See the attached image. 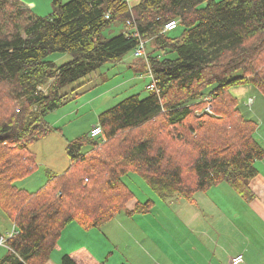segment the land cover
I'll list each match as a JSON object with an SVG mask.
<instances>
[{"label": "trees", "instance_id": "obj_1", "mask_svg": "<svg viewBox=\"0 0 264 264\" xmlns=\"http://www.w3.org/2000/svg\"><path fill=\"white\" fill-rule=\"evenodd\" d=\"M132 1L52 0L38 16L20 0H0V209L17 232L0 264H47L71 223L89 231L120 213H149L153 202L134 201L124 183L129 173L162 200L191 202L222 183L246 202L255 197L249 181L264 149L230 89L248 85L264 97V0ZM113 24L125 30L100 40ZM139 42L151 45L144 65L157 92L100 113L99 137L67 142L62 174L46 171L35 192L19 188L37 167L32 144L61 131L45 117L92 90L85 79ZM55 53L72 59L46 61ZM60 264L76 263L64 255Z\"/></svg>", "mask_w": 264, "mask_h": 264}, {"label": "rangeland", "instance_id": "obj_2", "mask_svg": "<svg viewBox=\"0 0 264 264\" xmlns=\"http://www.w3.org/2000/svg\"><path fill=\"white\" fill-rule=\"evenodd\" d=\"M139 1L133 0L130 6ZM214 1L219 2L221 0ZM124 30L125 28L120 25H110L101 32L100 40L118 35ZM182 30L183 28L179 26L175 31L168 33V36L176 37L180 35ZM150 48L151 45L146 42L145 54L149 52ZM71 59L69 54L55 53L49 55L46 61L60 66ZM144 60L145 57L143 59L135 58L134 50H132L124 55L120 61L106 63L97 73L95 72L96 74H92L85 79L90 82L92 79L94 81L93 84H96L92 87V91L78 98L75 96L69 97L67 102L54 112L49 113L45 117L48 125L63 131V133L54 131L48 135V137L59 136L55 140V145H53V147H57V150L52 151L49 149L50 141H41L45 137L39 140L41 142L33 144L31 151L35 155L37 167L31 175L23 179L22 183L16 182V185L29 192H35L42 188L48 180L46 171H53V174L60 175L70 166V159L65 150L68 141L86 135L97 122L100 113L110 109L124 99L133 95H137L139 98L145 97L148 92L145 87L150 83L151 76L147 72ZM242 87L246 91L244 96L238 97L237 105L245 118L253 119V122H255L252 108L247 106V101L249 98L255 100L257 96L264 97L252 86L245 85ZM230 90L237 92L239 89L231 88ZM247 90H251L250 94H247ZM99 94L101 95L89 101ZM262 140H264L263 136ZM123 181L133 192L134 200L140 202L151 200L153 207L148 215L135 214L130 217L120 213L113 218L111 224L117 228L114 231L116 235H109L111 238L107 235V239L104 238V241L102 239V244L106 245L104 247L101 246V248L107 250L110 245L112 249L106 255L112 251L114 256L112 255L111 259L121 258V260L118 263L109 262V264H125V258H127L128 253L123 250V245H129V251L134 254L145 253L134 248L132 245L135 244H138L139 248L141 247L149 253L159 252V249L151 250L147 248V245H153L152 242L156 240L166 245L165 252L167 254H178L179 257H183L182 255L184 254H190L195 256L199 263H201L202 257L204 260L206 259L207 264H220V258L224 260V264H228L227 259L235 253L241 254L246 260H248L249 255H252L254 257L249 261L254 262L255 254L259 255L258 249L255 248V225L252 220H246L251 210V202L244 201L233 189H230L231 187H226L230 194H216L208 191L197 192L191 201V205H189L186 200L177 196L166 200L160 199L145 185L142 177L136 173H129L123 178ZM224 184L226 183H222V186H226ZM250 187L255 189V184ZM220 201L222 202L219 203ZM252 207L255 209V202ZM255 213L257 214V212ZM169 220L173 223L172 226L168 225ZM136 221L139 225H145L148 222L156 224L150 228L145 225L146 229L144 231L147 234L151 233V235L141 241L139 239L143 236L136 234L141 232L140 229H127L132 222ZM124 222H128V225L119 224ZM12 228L10 220L0 209V233H4L1 235L11 232ZM106 230L102 229V232L106 233ZM170 238L176 242L177 240L183 241V243L177 247ZM184 242L189 245L193 244L194 248L183 245ZM114 245H117V248ZM0 249L5 250L4 248ZM241 264H245L244 259Z\"/></svg>", "mask_w": 264, "mask_h": 264}, {"label": "crops", "instance_id": "obj_3", "mask_svg": "<svg viewBox=\"0 0 264 264\" xmlns=\"http://www.w3.org/2000/svg\"><path fill=\"white\" fill-rule=\"evenodd\" d=\"M25 6H27L29 9H31L36 15L38 16H46L51 12V2L52 0H20ZM63 2H67L70 0H62ZM236 89H239L237 92H232V94L238 99L244 96L245 89L242 86L235 87ZM234 90V89H233ZM92 91V90H90ZM89 91V92H90ZM247 94H250L251 90H247ZM88 93V92H87ZM96 95L94 98L90 99L89 101L95 99L96 97L100 96ZM253 106V107H252ZM252 108V114L255 117V123H256V131H255V139L259 142V144L263 147L264 146V140H262V136L264 137V98L258 97L255 98L253 104L249 107ZM100 110V109H98ZM98 112V111H97ZM102 112V111H101ZM253 120V119H252ZM97 122L93 125L95 126ZM92 126V127H93ZM91 127V128H92ZM90 128V129H91ZM90 131V130H89ZM63 133V131H61ZM259 134V136H257ZM59 137L57 135H53L52 137H45L43 140L50 141L49 149L52 151H56L57 147H53L55 145L56 138ZM37 141V142H41ZM35 142V143H37ZM33 143V144H35ZM32 144V145H33ZM31 149V147H30ZM66 149V146H65ZM255 164L258 170V174L255 176V178L249 183V186L255 184V189L251 190L254 192L255 197L253 198V202L250 203V212L248 213V218L246 220H252L253 224L255 225V248L258 249L259 255L255 254V260L254 262H250L249 260H252L254 256L249 255L248 260H245V264H264V159L261 161H257ZM53 172V171H52ZM17 182H23V180L17 181ZM220 185V186H219ZM216 187L209 188L208 192H215L218 193H229L226 187H229V185L224 184L226 186H222V184H219ZM20 188V187H19ZM24 189V188H21ZM232 189V188H230ZM234 191V190H233ZM235 192V191H234ZM236 193V192H235ZM237 194V193H236ZM238 195V194H237ZM239 196V195H238ZM240 197V196H239ZM241 198V197H240ZM136 201V200H134ZM189 205H191V202L187 201ZM220 201L219 203H221ZM255 202V209L252 207L253 203ZM244 205V204H243ZM246 207V206H245ZM247 208V207H246ZM151 212V211H150ZM149 212V213H150ZM247 212V209H246ZM257 212V214L255 213ZM144 215H148L144 214ZM11 222V221H10ZM12 226L14 227L13 223L11 222ZM120 225H128V222L119 223ZM164 224V222H162ZM147 227H152V222H148L145 224ZM144 224H137L136 222H132L127 229H140L141 232H137L136 234H141L143 237L139 239L140 241L144 239L145 237H148L151 235V233H146L144 230L146 229ZM158 225V224H157ZM168 225H173L171 220L168 221ZM13 229V228H12ZM102 229H107L109 232L106 233L102 232ZM115 229H117L115 226H112L111 222L104 225L102 228L96 230L91 229L89 231L83 230L80 226H78L76 223H71L65 229L62 231L58 245L56 246L55 250L51 253L50 259L47 264H60V260L62 256L69 255L71 259L76 264H109V262H116L118 263L121 258H115L111 259V256L113 255V252L111 251L108 255L107 252L110 251L112 248L109 245V249L103 250L101 248L104 247L106 244H102V239L104 241V238L107 239V235H116ZM4 234V233H0ZM131 234V233H130ZM131 236V235H130ZM111 238V237H109ZM113 239V238H112ZM171 239V238H170ZM156 240V239H155ZM175 246L179 247L183 241L177 240V242L173 239H171ZM153 245H147L148 249L154 250L159 249V252L155 253H149L148 251H145L143 248H139L138 244L132 245L134 248H137L140 250V252H145L141 254H134L129 251L130 246L129 245H123L122 248L125 252L128 253L127 258H125V264H207L206 259L204 260L201 256V263L197 262L196 257L192 256L190 254H184L183 257H179V255H173V254H167L165 252L166 245L159 242L158 240L152 242ZM183 245H188L190 248H194L193 244L189 245L186 242H184ZM115 248H117V245H114ZM6 250V249H5ZM3 249H0V259L4 256L6 251ZM238 254L230 255V257L227 259L228 264H230L231 259ZM114 256V255H113ZM221 262L220 264H224V260L220 258ZM211 264V263H210Z\"/></svg>", "mask_w": 264, "mask_h": 264}, {"label": "built area", "instance_id": "obj_4", "mask_svg": "<svg viewBox=\"0 0 264 264\" xmlns=\"http://www.w3.org/2000/svg\"><path fill=\"white\" fill-rule=\"evenodd\" d=\"M125 1L129 2L131 0H125ZM175 26H176V22L171 21V22L165 24L163 32L173 30L175 28ZM134 56L135 57H146L144 42H139L138 47L134 51ZM148 74L151 76V81L145 87V89L149 92H157L154 78L151 75V73H148ZM253 102H254V99L249 98L247 101V106L250 107L253 104ZM100 135H101V128L99 125L93 126L89 131V136L92 138L99 137ZM16 233L17 232L15 231V227H13L11 232H9L5 235L0 234V248L7 249V246H6L7 241L10 238H12ZM242 262H243V256L241 254H238L231 259L230 264H241Z\"/></svg>", "mask_w": 264, "mask_h": 264}, {"label": "bare ground", "instance_id": "obj_5", "mask_svg": "<svg viewBox=\"0 0 264 264\" xmlns=\"http://www.w3.org/2000/svg\"><path fill=\"white\" fill-rule=\"evenodd\" d=\"M173 21V20H172Z\"/></svg>", "mask_w": 264, "mask_h": 264}]
</instances>
